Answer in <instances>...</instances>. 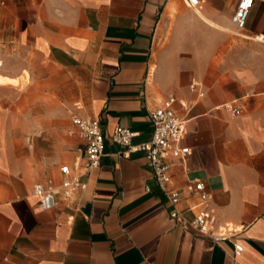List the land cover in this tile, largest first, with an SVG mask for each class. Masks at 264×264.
<instances>
[{"label":"crops","instance_id":"0c3cea01","mask_svg":"<svg viewBox=\"0 0 264 264\" xmlns=\"http://www.w3.org/2000/svg\"><path fill=\"white\" fill-rule=\"evenodd\" d=\"M238 1L0 0V35L28 55L9 66L0 52L3 72L18 79L0 84V264H264V0L243 29L232 21ZM19 68L48 73L63 104L19 109L28 96ZM169 97L189 147L165 156L170 186L183 191L178 218L144 153H122L111 139L122 125L133 144L149 140L148 109ZM74 115L99 119L104 133L89 172L70 134ZM63 164L86 188L39 210L34 184L59 189ZM198 180L225 239L192 223L201 200L186 189Z\"/></svg>","mask_w":264,"mask_h":264},{"label":"built area","instance_id":"2783aa9c","mask_svg":"<svg viewBox=\"0 0 264 264\" xmlns=\"http://www.w3.org/2000/svg\"><path fill=\"white\" fill-rule=\"evenodd\" d=\"M190 7H196L199 0H185ZM255 0H239L232 15V21L237 29H243ZM191 89L196 88V84L190 85ZM202 93H200L201 95ZM175 98L165 99L158 107L148 109V116L152 123V134L149 140L133 144L132 138L135 131L122 125L116 126L111 139L121 147L125 148L122 153L131 151H142L147 159V164L151 170L152 177L157 183L159 189L166 196L168 202L172 205L171 217L178 218L180 212L177 208L180 203L183 191L170 186L172 180V166L165 159L167 154L173 158H184L189 152V147L183 145L182 139L185 131L184 119L176 112L174 108ZM232 113H237L239 106L233 103L224 104ZM72 123L75 130L70 134H77L82 139L84 172H89L92 168L100 164L105 147V137L101 122L97 118H83L78 115L72 117ZM64 175L61 187L56 189L50 183L44 184L38 181L34 184L33 192L38 196L37 208L39 210H50L56 206V194L63 192L69 195L71 191L83 190L86 184L78 176L71 175V168L67 164L60 166ZM146 190H150L146 186ZM187 192L197 193L201 204L193 207V225L203 235H206L216 241L225 239V235H218L214 232L216 221L215 214L206 205L207 194L204 191L202 181H193L188 187ZM243 250L241 244L234 245V254L240 255Z\"/></svg>","mask_w":264,"mask_h":264},{"label":"rangeland","instance_id":"374dc122","mask_svg":"<svg viewBox=\"0 0 264 264\" xmlns=\"http://www.w3.org/2000/svg\"><path fill=\"white\" fill-rule=\"evenodd\" d=\"M11 37L7 35H0V52H2L7 58V64L11 65L10 57H14L17 51H11ZM19 62L26 58L28 55L26 53H18ZM0 84L4 83H18L17 78H13L3 72L4 61L0 58ZM19 71L25 74L24 84H22L21 92L24 97L23 100L18 102L17 107L22 109L26 113V109L31 108H53L54 103L62 105L63 101L60 99L59 93H57V84L53 80H48V73L44 75V71L40 69L38 72H30L27 70L25 72L22 68ZM57 80V77H56ZM30 93H33L30 94ZM6 108H10V103L4 105Z\"/></svg>","mask_w":264,"mask_h":264}]
</instances>
